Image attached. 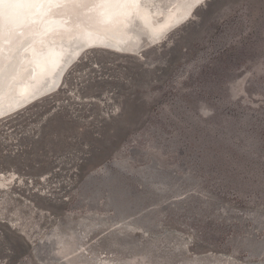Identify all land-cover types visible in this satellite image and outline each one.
Wrapping results in <instances>:
<instances>
[{
  "label": "rangeland",
  "instance_id": "obj_1",
  "mask_svg": "<svg viewBox=\"0 0 264 264\" xmlns=\"http://www.w3.org/2000/svg\"><path fill=\"white\" fill-rule=\"evenodd\" d=\"M189 16L0 119V264H264V0Z\"/></svg>",
  "mask_w": 264,
  "mask_h": 264
},
{
  "label": "bare ground",
  "instance_id": "obj_2",
  "mask_svg": "<svg viewBox=\"0 0 264 264\" xmlns=\"http://www.w3.org/2000/svg\"><path fill=\"white\" fill-rule=\"evenodd\" d=\"M142 1L83 0L23 9L9 3L0 5L4 18L0 119L57 91L81 53L99 48L134 54L139 47L160 41L173 25L188 19L203 0H159L170 7L164 11L162 7L148 11V2ZM161 13V19L156 16L153 21V16ZM16 177L14 172H0V191Z\"/></svg>",
  "mask_w": 264,
  "mask_h": 264
},
{
  "label": "snow or ice",
  "instance_id": "obj_3",
  "mask_svg": "<svg viewBox=\"0 0 264 264\" xmlns=\"http://www.w3.org/2000/svg\"><path fill=\"white\" fill-rule=\"evenodd\" d=\"M77 2H83V0H0V5L9 3L12 5H17L21 9H23L27 6L42 5L45 3L52 4V3H77ZM101 2H111V0H101ZM116 2L137 3L138 0H116ZM3 28H4V18H3V12L2 10H0V35H2L3 33Z\"/></svg>",
  "mask_w": 264,
  "mask_h": 264
},
{
  "label": "water",
  "instance_id": "obj_4",
  "mask_svg": "<svg viewBox=\"0 0 264 264\" xmlns=\"http://www.w3.org/2000/svg\"><path fill=\"white\" fill-rule=\"evenodd\" d=\"M17 229H18L17 233L21 235L23 239L27 241L29 244L34 240V236L36 235H30L29 230H26L22 225L18 227Z\"/></svg>",
  "mask_w": 264,
  "mask_h": 264
}]
</instances>
